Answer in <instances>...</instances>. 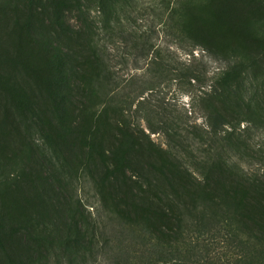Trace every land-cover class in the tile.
Masks as SVG:
<instances>
[{
  "label": "trees",
  "instance_id": "16d2710c",
  "mask_svg": "<svg viewBox=\"0 0 264 264\" xmlns=\"http://www.w3.org/2000/svg\"><path fill=\"white\" fill-rule=\"evenodd\" d=\"M63 2L56 6L65 12L93 2L102 28L84 42L72 36L61 42L57 31L52 33L45 44L52 109L45 114L79 110L90 116L87 129L103 122L118 138L108 155L103 153L113 191L97 187V216L90 220L78 208L82 201L71 198L65 217H42L38 238L50 257L66 255L68 264L90 256L96 261L108 248L109 235L120 234L126 240L116 238L114 264H264V225L250 217L240 191L251 189L264 198V178L245 169L252 155L246 156L241 128L247 123L264 134V66L258 58L239 50L218 52L186 31L173 34L177 50L191 56L183 60L170 43L157 45L156 33L136 28L145 16L137 0ZM116 42L132 48L137 64L147 61L146 72L128 80L130 87L141 84L152 94L157 85L177 83L190 94L192 110L205 118L207 130L193 123L189 111L150 107L145 93L135 110V99H120L121 78L109 52ZM199 48L201 58L195 55ZM209 60L219 65L212 76ZM36 119L43 122L40 115ZM156 134L164 135L166 147L153 142ZM256 158L264 169V151ZM214 245L226 249L225 260L210 256ZM9 264L17 263L10 258Z\"/></svg>",
  "mask_w": 264,
  "mask_h": 264
},
{
  "label": "rangeland",
  "instance_id": "374dc122",
  "mask_svg": "<svg viewBox=\"0 0 264 264\" xmlns=\"http://www.w3.org/2000/svg\"><path fill=\"white\" fill-rule=\"evenodd\" d=\"M58 2L64 3L0 0V264H9L10 258L17 264H68L66 255L51 258L47 246L40 243L42 217H65L71 212L70 199L74 198L82 201L79 210L92 220L99 206L97 187L107 193L113 191V185L107 182L111 177L109 162L103 153L108 155V150L117 144L114 127L106 128L98 122L87 129L90 116L79 110L67 114L60 110L50 117L45 114L52 109L48 97L51 55L45 44L54 31L58 41L67 43L72 36L84 42L89 35L100 33L103 20L93 2L70 12L59 10ZM137 4L145 16L137 20L136 28L156 33L157 45L170 43L183 60L191 56L177 50L173 34L190 31L199 36L201 45L223 53L239 50L255 56L264 66V0H137ZM109 52L121 78L120 99L128 103L135 99V110L139 96L145 93L150 107L189 111L193 123L207 130L205 118L194 113L192 98L180 85L160 84L152 94L141 84L130 87L128 80L143 75L147 61L142 59L137 64L132 48L120 42L110 45ZM195 55H204L201 48ZM209 62L212 76L219 65ZM92 106L95 107L93 103ZM95 108L101 110L99 105ZM37 115L43 117L42 123H38ZM142 126L146 129V123ZM249 127L247 123L241 127L249 145L246 156L252 155L245 169L263 179L264 169L256 157L264 151V134ZM151 138L166 147L164 135ZM240 191L246 197L250 217L264 225V198L251 189L241 187ZM109 238L108 248L96 261L90 256L76 264H114L120 243L113 234ZM120 239L126 240L124 235ZM128 245L127 241L123 248ZM211 248L215 249L209 253L211 257L226 259L225 248Z\"/></svg>",
  "mask_w": 264,
  "mask_h": 264
}]
</instances>
